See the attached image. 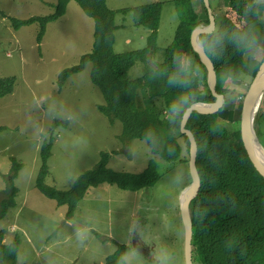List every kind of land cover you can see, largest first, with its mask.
<instances>
[{
    "label": "rangeland",
    "instance_id": "obj_1",
    "mask_svg": "<svg viewBox=\"0 0 264 264\" xmlns=\"http://www.w3.org/2000/svg\"><path fill=\"white\" fill-rule=\"evenodd\" d=\"M155 1L162 2V10L148 63L165 61V49L172 44L180 22L174 0H106L117 10L116 52L147 45L150 31L135 19L139 6ZM55 2L0 0V77L15 78L13 91L0 97V213L12 183L18 189L15 204L0 217V230H6L4 243L19 237V264H105L120 244L138 251L136 264H184L179 195L190 181L188 163L163 159L151 153L145 140L122 136L121 122L112 123L97 108L105 98L91 80V63L60 81L61 73L78 64L93 44L94 20L75 0L69 1L65 14L47 23L40 41L38 22L14 26V18L51 14ZM210 2L217 12L227 11L226 0ZM195 9L204 17L202 1H195ZM229 14L235 17L232 11ZM262 43L248 45L246 71L228 83L232 92L226 103L237 99L260 67H253L252 58L264 57V37ZM192 66L190 58L187 67ZM144 70L145 64L137 61L128 75L137 78ZM257 119L264 144V97L255 123ZM45 141H52L45 183L58 189L69 188L78 175L93 168L102 152L110 154L108 166L118 171L140 172L154 160L160 177L154 185L138 190L109 182L90 187L74 216L67 219L68 205L58 204L36 186ZM11 156L22 167L9 182ZM134 235L142 242L137 244Z\"/></svg>",
    "mask_w": 264,
    "mask_h": 264
},
{
    "label": "trees",
    "instance_id": "obj_2",
    "mask_svg": "<svg viewBox=\"0 0 264 264\" xmlns=\"http://www.w3.org/2000/svg\"><path fill=\"white\" fill-rule=\"evenodd\" d=\"M69 1L56 0L54 12L45 16L14 18V26L38 22L40 41L47 23L65 14ZM75 1L94 20L93 44L78 64L61 73L60 81L91 63V80L105 98V102L98 104L97 108L112 123L115 120L121 122L122 136L145 140L151 153L163 159L188 163L190 142L180 130L183 112L194 102L215 100L207 84L206 67L189 41L195 27L209 23L204 1L200 0L204 10V17H201L195 9L196 0H174L179 9L180 22L172 44L165 49V61L157 64L148 63V53L156 47L162 2L146 3L137 9L135 23L150 31L147 45L137 50L116 52L117 10L110 8L106 0ZM225 6L227 11L224 13L212 7L216 28L213 33L203 35L206 39L202 43L217 71V91L223 93L227 100L232 92L228 83L241 78L246 71L245 51L250 43L259 38L264 28L260 22L264 2L226 0ZM121 11L126 13L127 8ZM181 57L193 60V66L188 68L187 82L170 81V77L178 71ZM137 61L145 64L144 73L130 78L128 72ZM256 69L253 77L259 68ZM14 83V77H0V97L11 93ZM181 97H187L186 102L173 112L172 105ZM233 102H225L221 110L214 114L193 113L187 122L198 143L196 165L201 181L199 193L191 205L194 264H264V177L222 137L220 123ZM240 117L237 119V131L241 136ZM257 122L258 119L256 133L263 144ZM51 145L52 141H45L41 146L42 165L36 186L58 204L68 205L67 219L74 216L79 201L90 187L109 182L122 189L138 190L154 185L160 177L154 160H150L140 172L118 171L108 166L110 154L102 152L93 168L78 175L69 188L58 189L45 183ZM10 158L13 173L9 182L14 180L22 167L14 156ZM17 190L12 183L8 196L2 200L0 217L15 204ZM5 234L6 230H0V264H19V237L14 236L12 242L4 243ZM126 248V244H120L114 253L107 256L105 264H116Z\"/></svg>",
    "mask_w": 264,
    "mask_h": 264
},
{
    "label": "water",
    "instance_id": "obj_3",
    "mask_svg": "<svg viewBox=\"0 0 264 264\" xmlns=\"http://www.w3.org/2000/svg\"><path fill=\"white\" fill-rule=\"evenodd\" d=\"M208 11L209 23L199 25L192 30L190 35V46L198 55L207 71V84L215 100L211 102H194L183 112L180 122V130L187 135L189 147V178L188 185L179 195V215L183 234V260L184 264H194L192 260V216L191 205L199 193L201 186L200 176L196 165L198 155L197 139L191 129L187 127L189 117L193 113L214 114L221 110L226 102L223 93L217 91V71L212 59L207 54L201 36L211 34L215 31L216 20L210 0H203ZM264 97V63H262L252 80L246 85L243 91L234 100L232 106L221 120L222 137L230 147L234 148L243 159L250 162L264 177V145L260 142L255 129V117L260 103ZM241 115L250 122L254 140L244 139L238 135L237 119ZM143 253H145L143 251ZM149 256V255H147Z\"/></svg>",
    "mask_w": 264,
    "mask_h": 264
},
{
    "label": "clouds",
    "instance_id": "obj_4",
    "mask_svg": "<svg viewBox=\"0 0 264 264\" xmlns=\"http://www.w3.org/2000/svg\"><path fill=\"white\" fill-rule=\"evenodd\" d=\"M211 3V2H210ZM201 40H205V36L200 37ZM190 58L181 57L179 58V67L176 75L170 77V81L173 82H187L188 79V64ZM261 63H264V57H261L259 54L253 57V67H258ZM187 100V97H181L175 104L172 105V111L175 112L181 104H184ZM140 254L134 247H128L125 251L119 256L116 264H136V261ZM159 259V258H158Z\"/></svg>",
    "mask_w": 264,
    "mask_h": 264
},
{
    "label": "bare ground",
    "instance_id": "obj_5",
    "mask_svg": "<svg viewBox=\"0 0 264 264\" xmlns=\"http://www.w3.org/2000/svg\"><path fill=\"white\" fill-rule=\"evenodd\" d=\"M240 126H241V136L244 137V139H250L251 142H253L254 135L253 131L250 127L249 119L246 120L243 117H240Z\"/></svg>",
    "mask_w": 264,
    "mask_h": 264
},
{
    "label": "crops",
    "instance_id": "obj_6",
    "mask_svg": "<svg viewBox=\"0 0 264 264\" xmlns=\"http://www.w3.org/2000/svg\"><path fill=\"white\" fill-rule=\"evenodd\" d=\"M263 2H264V1H263ZM260 22H261V24H263V26H264V13L261 14ZM263 37H264V29L261 31V34L259 35V38H257V39L255 40V43L258 44V45L263 44V43H262V38H263ZM263 46H264V45H263ZM252 59H253V58H252ZM250 78H252V77H250Z\"/></svg>",
    "mask_w": 264,
    "mask_h": 264
},
{
    "label": "flooded vegetation",
    "instance_id": "obj_7",
    "mask_svg": "<svg viewBox=\"0 0 264 264\" xmlns=\"http://www.w3.org/2000/svg\"><path fill=\"white\" fill-rule=\"evenodd\" d=\"M137 236L138 235H134V241H136L138 244V240H139V242H142L143 239L139 238V236H138V238H136Z\"/></svg>",
    "mask_w": 264,
    "mask_h": 264
}]
</instances>
